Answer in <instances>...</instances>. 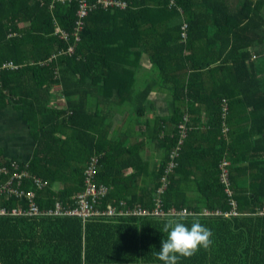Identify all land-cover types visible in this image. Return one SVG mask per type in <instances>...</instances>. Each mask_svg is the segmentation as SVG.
Returning a JSON list of instances; mask_svg holds the SVG:
<instances>
[{"label":"trees","instance_id":"1","mask_svg":"<svg viewBox=\"0 0 264 264\" xmlns=\"http://www.w3.org/2000/svg\"><path fill=\"white\" fill-rule=\"evenodd\" d=\"M125 1L123 9L89 12L74 34L78 0L54 2L52 9L51 0H0V66L16 65L0 67V105L21 110L35 142L27 160L0 158L9 172L0 181L26 171L22 187L34 192L39 209L0 214V264H162L160 229L179 216L186 223L198 218L211 243L178 264H264V0ZM10 30L15 34L8 36ZM142 52L159 88L169 87L174 129L156 136L162 161L155 183L135 194L126 190L123 172L128 164L142 172L145 163H134L136 154L126 161V122L134 118L147 131L156 126L144 112L152 84L132 92L136 74L147 73ZM205 73L211 87L197 98ZM201 100L211 107L203 117L195 107ZM202 140L208 146L198 149ZM91 155H98L96 181L108 188L95 205L115 212L46 213L56 202L76 205ZM170 160L175 166L158 194ZM33 176L45 185L38 188ZM157 197L160 214L153 213ZM16 202L0 199L7 209ZM19 203L29 207L26 198ZM136 204L146 213H131Z\"/></svg>","mask_w":264,"mask_h":264},{"label":"crops","instance_id":"2","mask_svg":"<svg viewBox=\"0 0 264 264\" xmlns=\"http://www.w3.org/2000/svg\"><path fill=\"white\" fill-rule=\"evenodd\" d=\"M65 1L66 0H51V2L49 3V9H52L54 2ZM27 24V22H17L19 28L25 27L27 26ZM54 24L55 27L59 26L56 21H54ZM145 25L146 23H144V25L142 26H138L136 32L140 34L141 30L147 28V26ZM132 29L133 26H127L128 33L131 32ZM202 31H207V29H202ZM11 33L15 34L10 30L8 36H10ZM145 33H143L142 35H144ZM137 46L138 49L142 48L141 44H138ZM195 47H197L198 49L202 48V42L197 41ZM140 65L143 67L144 71H147V73L141 71L136 74V76L134 77V82L132 84V92L134 93L136 90L140 89L143 82H145L146 84H152L153 87L148 94L146 103L144 104V112L147 113L146 116L148 118H151V124L153 126H157L159 124L161 125L162 131L160 133H156L154 131L156 126L151 131H147L144 127V123L141 124V127L135 122L134 118L131 119L128 123L126 122V161L128 160L127 158L130 157V161H132L134 154H136L138 156V159H135L133 162H138L139 165L145 163L142 166V168L145 170H142V172H133L130 164L126 166V172H123L124 174L126 173V190H130L135 194L142 190L151 189L152 184L155 183L154 174H156V172L153 171L162 161V150L160 148L161 143L156 136L160 137L163 133L171 134L174 129V124L168 120L169 114L173 109V102L169 94L170 90L168 85V91L164 90L162 87L159 88V80H157L155 72L151 68V63L149 62L148 55L145 52H142L140 55ZM211 82L212 77L209 75V73L203 74L202 81L198 82L202 86L203 90H201L199 94H197V98H199L198 96H200L201 98L205 97V94L208 92L207 90H209V88L211 87ZM205 101L201 100L195 105V107L201 110L202 117L205 113L210 111L211 108L210 104ZM56 104L60 105L61 103L59 100H57ZM139 141H141L143 145H140L139 148H137L135 142ZM199 143L200 145H198V149L208 146V143L205 144L203 140ZM201 144H204V146H202ZM34 145L35 142L32 138L30 130L27 127L26 122L23 120L21 110L11 103L0 105V158L11 160H27L33 152ZM127 152H130V154H127Z\"/></svg>","mask_w":264,"mask_h":264},{"label":"built area","instance_id":"3","mask_svg":"<svg viewBox=\"0 0 264 264\" xmlns=\"http://www.w3.org/2000/svg\"><path fill=\"white\" fill-rule=\"evenodd\" d=\"M125 0H78L77 8H76V15L77 18L75 20V31L74 34H78V32L82 29V25L84 23L83 18L87 16V14L93 10L96 9H113V8H121L123 9L126 6ZM185 29H186V23L184 22L181 25V37H185ZM55 32L58 33L61 37L65 38L66 32L63 31L59 26L55 27ZM77 37V35H75ZM0 67L4 68H15L16 65L12 63L11 61L3 62ZM181 142V141H180ZM97 162H98V155H91L87 167L84 169L83 172V183L84 188L83 191L78 194L76 205L72 208H66L60 202H56L54 204L53 209H49L46 211V213H53V214H76L82 217H88L91 215H101V214H113L115 212V209L111 206H108L106 209H99L98 206L95 204H98L97 201L100 197L106 194L108 191V188L103 183H98L95 179L96 176V169H97ZM14 163V162H12ZM226 162H222V165H225ZM175 163L170 160L166 166L165 174L160 177V184L157 187V193H161L167 186L168 179L166 174L170 173L171 170L174 168ZM8 172L7 166H1L0 167V175L6 174ZM9 173V172H8ZM28 176V173L26 171H13L12 173L8 174V177L4 180L0 181V199L2 197L4 198H10L14 197L17 202L15 203V207H12L11 209H7L4 205H0V214H18L21 212H26L27 214L32 213H38L39 209L37 205L35 204L33 200V194L34 192L32 190H25L22 187V177ZM222 178L225 183H227V170L223 167L222 168ZM33 183L38 187H42L45 185V182H43L41 179L33 176L32 177ZM229 193V192H228ZM23 198H26L29 202V207L27 210L22 209L19 206L20 200H23ZM233 203V202H232ZM161 200L160 198L155 199V208L153 210V213L160 214L163 213L161 209ZM121 212V211H120ZM126 212V211H125ZM173 213L174 210H171ZM219 213V211H216ZM131 213L133 214H145L146 210L141 208L139 204H136L135 208L131 210ZM205 213H208L206 211ZM235 213V212H233Z\"/></svg>","mask_w":264,"mask_h":264},{"label":"clouds","instance_id":"4","mask_svg":"<svg viewBox=\"0 0 264 264\" xmlns=\"http://www.w3.org/2000/svg\"><path fill=\"white\" fill-rule=\"evenodd\" d=\"M160 231L164 235L156 256L162 264H178L182 257L192 255L198 248H207L211 243L210 229L198 218L189 223L183 216L165 220Z\"/></svg>","mask_w":264,"mask_h":264},{"label":"rangeland","instance_id":"5","mask_svg":"<svg viewBox=\"0 0 264 264\" xmlns=\"http://www.w3.org/2000/svg\"><path fill=\"white\" fill-rule=\"evenodd\" d=\"M262 30H264V27H263V29H262ZM59 101H60V100H59ZM60 102H63V101H60ZM1 166H4V165H1ZM1 166H0V167H1ZM21 181H22V179H21Z\"/></svg>","mask_w":264,"mask_h":264},{"label":"bare ground","instance_id":"6","mask_svg":"<svg viewBox=\"0 0 264 264\" xmlns=\"http://www.w3.org/2000/svg\"><path fill=\"white\" fill-rule=\"evenodd\" d=\"M238 213V212H237Z\"/></svg>","mask_w":264,"mask_h":264}]
</instances>
